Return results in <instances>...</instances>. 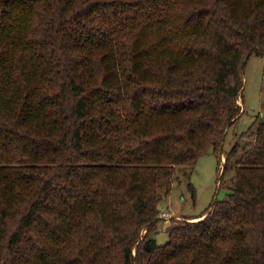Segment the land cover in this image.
I'll use <instances>...</instances> for the list:
<instances>
[{"label": "trees", "instance_id": "obj_1", "mask_svg": "<svg viewBox=\"0 0 264 264\" xmlns=\"http://www.w3.org/2000/svg\"><path fill=\"white\" fill-rule=\"evenodd\" d=\"M252 54L264 0H0V264H264V120L222 149ZM208 152L226 198L158 244Z\"/></svg>", "mask_w": 264, "mask_h": 264}, {"label": "rangeland", "instance_id": "obj_2", "mask_svg": "<svg viewBox=\"0 0 264 264\" xmlns=\"http://www.w3.org/2000/svg\"><path fill=\"white\" fill-rule=\"evenodd\" d=\"M242 76L243 92L239 102L244 112L226 129L222 142L224 153L228 152L235 143L241 145L248 140L250 129L264 120V56L250 55ZM222 152L219 157L212 152L200 156L189 175L176 171L171 192L160 204V211H168L170 217L162 218L159 213L164 224L159 225L161 229L156 236L158 244L163 245L166 242L165 226L170 221L193 222L202 219L201 214L214 200L226 198L225 190L219 188L218 184L231 178L233 161L237 160L239 155L233 156L226 163L225 154ZM192 192L195 193L194 198Z\"/></svg>", "mask_w": 264, "mask_h": 264}, {"label": "built area", "instance_id": "obj_3", "mask_svg": "<svg viewBox=\"0 0 264 264\" xmlns=\"http://www.w3.org/2000/svg\"><path fill=\"white\" fill-rule=\"evenodd\" d=\"M160 217L168 219L170 217V214L168 213V211H163L160 213Z\"/></svg>", "mask_w": 264, "mask_h": 264}]
</instances>
